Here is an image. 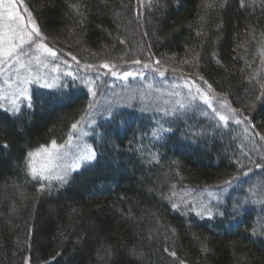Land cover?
Wrapping results in <instances>:
<instances>
[{"label":"trees","instance_id":"16d2710c","mask_svg":"<svg viewBox=\"0 0 264 264\" xmlns=\"http://www.w3.org/2000/svg\"><path fill=\"white\" fill-rule=\"evenodd\" d=\"M212 2L23 0L62 55L115 69L139 60L211 85L209 94L249 118V134L188 113L155 138L152 117L123 109L98 124L92 163L47 183L28 174L27 153L65 141L93 102L82 86L35 88L31 108L0 110V264H264V190L255 204L244 183L212 217L178 204L181 193L220 187L248 168L264 182L250 163L264 161V0Z\"/></svg>","mask_w":264,"mask_h":264},{"label":"rangeland","instance_id":"374dc122","mask_svg":"<svg viewBox=\"0 0 264 264\" xmlns=\"http://www.w3.org/2000/svg\"><path fill=\"white\" fill-rule=\"evenodd\" d=\"M17 7L21 14L26 17L27 14L23 11L26 6L24 4H18ZM44 43L56 51L57 55L56 57H49L46 53L41 54V58L44 59L48 65L47 67L37 65L34 60L32 61L31 67L33 73H38L42 79L39 83L34 81L29 84V92L32 94L35 88L64 90L72 85L82 86L88 90L93 102V107L78 126L76 138L73 143L78 145L79 148H84L85 146L93 148L90 139L95 136V130L98 124L107 120L112 115L119 113L123 109H138L142 113L152 117L158 125L157 130L153 132L155 138L160 137V135L167 130L166 122L168 120L188 113L198 114L224 123L219 120V117L212 111V108H209L208 105L199 98L196 88L199 87L204 90L203 87L190 79L174 76L178 74L164 73V75H160L161 72L148 64L135 65L134 63H129L118 69L111 68V66L105 68L101 65L86 67V65L80 64L77 60L62 55V53L48 42V40L45 39ZM25 51L28 53V55L23 58L25 62L31 59V57L39 54L35 51V46L29 49L26 45ZM145 65H148V67H145ZM4 67L5 72L0 74V88L4 89L2 95L6 98L0 100V110L12 113L8 109L11 107L10 100L12 98L13 89L8 88L4 81L8 79L9 76L15 80V67ZM21 72L23 73V70H21ZM113 72H116L117 75H112ZM125 72L132 73V75L124 79L123 74ZM46 82L54 86L51 88L43 87L42 85ZM93 92H95V95L92 94ZM209 95L213 97V107L231 117V113H229L227 108L221 103L224 100L215 98L211 94ZM192 97L196 98L192 99ZM177 100H181L185 106L181 108L176 103ZM26 104L27 101H23L19 104L20 111ZM228 122L236 124L231 118ZM236 125L241 126L242 133L245 137L248 136L249 132L244 131L245 127L243 123ZM65 141L57 144H63ZM76 151L77 149L68 150L65 159L66 164L72 162ZM93 161L82 164L80 168L71 171L69 176ZM250 175L251 174H248L244 178L234 181L230 186L225 184L220 187L203 189L201 191L189 190L183 192L180 194V203L178 202L179 207H181V211L185 213L194 212L196 214L197 211H199V204H197L195 210H193V198L195 197L198 202L207 205L212 211L211 216L205 214L200 217L205 218L220 215L223 207L226 205L227 197L230 194L232 195L233 193L241 191L243 189V184H246L248 181H250V183L245 187V193L247 194L245 200L249 199L255 202V204H258L261 200L260 198H262L263 192L259 184L260 181L258 180L260 174L254 173ZM43 182L48 183L49 181ZM51 182L59 181L52 180Z\"/></svg>","mask_w":264,"mask_h":264},{"label":"snow or ice","instance_id":"6c2138e0","mask_svg":"<svg viewBox=\"0 0 264 264\" xmlns=\"http://www.w3.org/2000/svg\"><path fill=\"white\" fill-rule=\"evenodd\" d=\"M18 4H23V0H0V74L5 72L4 66H8L9 68L15 67V80L9 76L8 79L4 81L8 88L13 89L12 98L10 100L11 107L8 109L13 114L20 111L19 104L23 101H27V106L29 108L32 107V96L29 92L28 85L34 81L39 83L42 79L38 73H33L31 67L32 61L34 60L37 65L47 67L48 65L45 60L41 58V54L46 53L49 57H56L57 55L56 51L44 43L46 37L37 25L33 13L27 7H24L23 11L27 14L25 17L19 11L17 7ZM244 6V0H241V7ZM74 7L76 8L77 13H79V5H74ZM206 7H214L212 0H206ZM201 19H203V17H201ZM199 34L200 33H198V35ZM121 43H123V41H121ZM26 45L29 49H31L32 46H35V51L39 53L38 55L31 57L27 62L23 59L28 55L25 51ZM260 45L261 54L264 55V33L261 35ZM73 59L75 60L76 58L73 57ZM133 62L140 63L139 60ZM156 63L160 62L157 61ZM86 67L91 66L86 65ZM103 67L108 68L109 65L105 64ZM145 67H148V65H145ZM21 70H23V73ZM112 75L115 76L117 73L113 72ZM130 75H132V73L125 72L123 78L127 79ZM160 75H164V73L161 72ZM201 79L203 78L201 77ZM205 83L207 82L205 81ZM42 86L51 88L54 85L46 82ZM208 89L209 91L206 92L197 87L196 91L199 94V98L202 99L209 108H212V111L215 112L219 117V120L223 121L225 125H227L230 118L234 120L236 124H242L245 120L249 119L248 117H244V120L239 119L236 115L238 110L231 108L226 100L221 103L227 108V111L231 113V117L214 108L212 104L213 97L209 95V92H211V85L208 86ZM3 92L4 89L0 88V100L6 98L2 95ZM92 94L95 95V92ZM262 95H264V93H262ZM195 98L196 97H192V99ZM176 103L181 108L185 106L181 100H177ZM92 107L93 105L90 103L88 108L91 109ZM82 120L83 117L81 118V121ZM81 121H77L71 125V131L68 134L67 140L63 144H57L56 140L53 139L50 142V145H41L38 149L27 153L25 166L32 179L49 182L57 180L61 183H66L71 171H74L80 168L82 164L91 162L97 158V153L93 148L88 146L79 148L78 145L73 143ZM244 131L247 132L248 128L245 127ZM260 139L264 140V136H261ZM70 149H77V151L74 153L72 162L66 164L65 159L67 152ZM250 163L254 164L257 169H264V161L260 163L250 161ZM244 167L245 165L240 163V168ZM251 171L252 168H248V171L244 172L243 175L247 176ZM237 179L238 177H233L231 180H226L225 184L230 186ZM43 187L44 185L41 184L42 189ZM261 188L264 190V182H262ZM172 195L175 196V193ZM197 204H199V211L196 213L198 216H203L205 214L208 216L212 215L211 209H209L207 205L198 202L194 197L193 210H195ZM173 207H178V205L173 204ZM204 250L207 249L205 248ZM164 251L168 252L170 256L176 257L175 251H169L168 248H164ZM106 254L111 255V251L106 250ZM25 264H27V260ZM180 264H184V262L181 261Z\"/></svg>","mask_w":264,"mask_h":264}]
</instances>
